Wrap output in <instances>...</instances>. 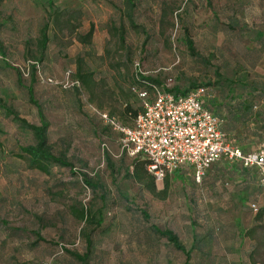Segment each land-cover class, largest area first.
Segmentation results:
<instances>
[{
	"label": "rangeland",
	"instance_id": "rangeland-1",
	"mask_svg": "<svg viewBox=\"0 0 264 264\" xmlns=\"http://www.w3.org/2000/svg\"><path fill=\"white\" fill-rule=\"evenodd\" d=\"M52 1L60 9H81L77 33L93 24L91 42L82 44L49 21L41 56L37 38L49 0H0V98L19 117L39 123L26 89L34 63L31 86L49 124V144L72 167L52 165L48 173L30 167L18 153L34 142L33 135L0 106V264H251L253 241L242 233L258 223L251 204L264 208V188L256 174L220 159L200 181L186 166L181 177L167 174L164 193L152 192L124 176L133 158L122 150L120 135L105 129L84 104L85 89L79 94L71 83L80 55L97 91L105 90L102 109H114L121 120L126 101L134 109L142 104L128 91L136 72L159 81L171 78L180 91L206 84L208 103L224 100L218 73L233 82L229 104L243 95L255 111L261 105L263 113L258 117L253 110L252 120L234 122L232 129L223 123L227 137L245 151L264 148V0H140L132 22L123 0ZM113 26L123 27V45L111 33ZM185 29L194 55L186 46ZM83 173L100 186H87ZM162 181H156L159 189ZM81 207L101 215L102 223L81 220L76 214ZM152 225L172 230L186 249L195 241L189 261ZM68 251L87 253L86 260Z\"/></svg>",
	"mask_w": 264,
	"mask_h": 264
},
{
	"label": "trees",
	"instance_id": "trees-1",
	"mask_svg": "<svg viewBox=\"0 0 264 264\" xmlns=\"http://www.w3.org/2000/svg\"><path fill=\"white\" fill-rule=\"evenodd\" d=\"M139 1L140 0H123L125 9L127 10L126 14L129 18V20H131V22H132L131 13L133 12L134 8L137 6ZM47 13L48 14H47L46 21L42 24L41 28L39 29V35L37 38V45L41 49V56H42L43 50L46 48L47 43L49 41V37H48V33H47L48 28H49V21L52 22V26L55 27L58 31H60V32L67 31V33L69 35H74L75 38L80 43L88 44L91 42V39L93 36V31H94L93 24L90 25L89 29L85 33H83V34L77 33L78 24L76 22L82 16L81 9H79V8L60 9L58 6H56L54 4V2L52 0H49ZM132 25H133V23H132ZM110 30L111 31L113 30L111 33H113L115 35L117 34L121 45H123L124 44L123 27L121 26V27L117 28V27L113 26L112 28H110ZM184 36H185V43H186V46H187L190 54L194 55L195 54L194 43L189 38V34H188L187 29L184 30ZM40 59H35L36 60L35 62L39 63L38 61ZM36 72H37V67L33 63L31 65V69H30L31 84L28 85L26 87V89H27V93H28L29 102L31 104H33L34 106H36L38 109V117H39V123L38 124L29 123V122H27L26 119L19 117L18 114L9 105H7V103L2 98H0V106L2 108H5V110L7 111V114L9 116H11L13 118V120L19 124V126H21L22 128L30 130L32 135H33L34 142L32 144L22 146L20 148L21 152L18 153V156L19 157L26 156L27 160H28V164L30 167L38 169L41 172L48 173L49 169L52 165L72 167V164L64 156H56L52 152L51 145L49 144V141H48V125L49 124L45 118V115L43 113V110L41 108L40 103L34 97V92H33L32 86H31L32 82L35 80ZM216 75L218 76V78H220L217 80V83L221 84V86L219 88L220 89L225 88L224 90L226 93L224 95V100H226L228 98L227 96H230L229 94L231 93V90H232L231 88H232L233 82L222 79V77H220V75L218 73H216ZM73 77H75L76 81H78L79 84L81 85L79 87L76 84H74L72 86L73 89L78 91L79 94L81 92L83 94H85L84 91L87 92L86 93L87 95H83V96H85V101H86L84 104L85 105H87V103H89L91 105L94 104L96 107L94 105L93 106L98 111H105L102 109V107H103V101L102 100L104 99L105 90L101 89V90L97 91V81L94 78L92 71L85 68V65L83 63V59L80 55L76 58V70H75V73L73 74ZM222 80H224L225 83H221ZM165 82H166V80L165 81H159L158 79H156L154 77H150L148 75H145L142 71H140V72H136L135 75L132 77V83L129 85L128 91L132 95H134L138 99H140L137 95V92L135 91L136 89H138V90L139 89L140 90L146 89L149 93H152L154 86H157L159 88H164ZM18 83L20 85H23L22 84V73H21V71L20 72L18 71ZM199 85L206 86V84H199ZM195 86H197V85L191 84L190 87L185 88L183 91H180L179 88L174 86L172 91L174 93L185 94L189 91V89H191ZM224 100L222 102L217 101V103H215L216 101H214V100L210 101L209 103L207 101L206 106L214 115L217 116L218 121H219L220 130L224 134L225 139L228 142H230L231 144L240 148L243 152H249V151H245L244 149H242L240 145L234 144L233 142H231L229 140V138L227 137V133L225 132V130H223V125H224L223 123H225L224 129L228 130L229 128L232 129L231 124L234 122L242 121V122L246 123V122L252 120L253 119L252 112H253L254 108H256V105L249 103L247 101V99L245 98V96H243V95H241L239 97V99H236L234 97L231 101H236V102L232 105L229 104L227 102V100L226 101H224ZM211 105L213 106L212 107L213 110L211 108ZM141 111H142V104H141V107L139 109L138 108L134 109L131 106V104H129L128 101H126L124 103V108L119 112V116L121 117V120H119L114 115V109L110 112H108V111H105V112H107L109 117L115 118L122 125L132 126L135 117ZM254 112H259L258 117H261L263 114V113H260V112H262L261 111V105H259L258 110L257 111L254 110ZM95 114L98 116L100 121L103 123V125L105 126V129H108V128L112 129V127L109 124L104 123V121L99 117V115L97 113H95ZM127 121H130V123ZM127 123H129V124H127ZM106 158L108 159V155L106 156ZM132 158H133L132 169L131 170L127 169L124 173V176L130 177L137 182H141V183L145 184V186L152 192L160 190V192L164 193L165 189L167 187V184H168L167 175L163 178V181L161 182L162 187L159 189L157 187V183H156V180L154 179L153 175L147 170L148 161L143 159L140 156L132 157ZM221 159H225V158H221ZM108 163H109V166L111 168H113L111 161L108 160ZM238 165L240 166L241 170L244 171L245 173H248L251 176H254V174H256V176L258 177V182H259V171L256 168H254V167L246 168V167H243L242 165H240L239 163H238ZM181 169L175 171V173L173 175L176 177H181V174L179 173ZM83 182L87 186L92 187V188H97L98 186H100L98 179H97V183H95L94 180L91 177H88V175L85 173H83ZM258 209L259 208L257 206V210H256L257 214H256L255 218H256V221L258 223H256L253 227H251L250 229H248L244 233H242V235H244V234L249 235L250 239H252V241H253L252 249L250 250V252L248 254V259H249L251 264H264V223L262 222L263 217H264V208L261 209L260 211ZM97 212L100 214V210H98ZM142 213H143L144 217L146 219H148V214L145 211H142ZM76 214L81 220L96 221V223H98V224L102 223V216L101 215L100 216L98 215L99 217H96L97 213H92L90 210H88L84 207H81L78 211H76ZM151 228L153 229V231L155 233L165 237L168 240V242L176 250L182 252L185 255L186 261H189V259L191 258L192 251L196 247L195 241H193L192 247L190 249H186L184 244L181 242L179 236L176 233H174L172 230L161 229L155 225H152ZM257 229H259V233H255V231ZM87 245L90 246V239H88ZM68 252L72 256H74L76 259H79L82 261L86 260L87 253H85L84 255H80L76 252H72V251L71 252L68 251Z\"/></svg>",
	"mask_w": 264,
	"mask_h": 264
},
{
	"label": "built area",
	"instance_id": "built-area-1",
	"mask_svg": "<svg viewBox=\"0 0 264 264\" xmlns=\"http://www.w3.org/2000/svg\"><path fill=\"white\" fill-rule=\"evenodd\" d=\"M42 80L53 82L51 78ZM74 84L77 81L71 83ZM172 89L171 78L166 79L164 88L154 86L152 93L136 89L142 111L132 126L122 125L89 103L87 106L120 135L122 150L148 161L147 170L156 181L185 166L200 181L214 162L225 158L246 168H256L259 184L264 188V148L243 152L225 139L217 116L206 106L209 96L206 86L197 85L185 94L174 93ZM251 208L257 210L255 203Z\"/></svg>",
	"mask_w": 264,
	"mask_h": 264
}]
</instances>
